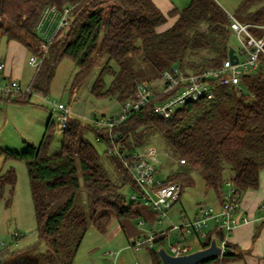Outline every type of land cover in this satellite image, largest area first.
<instances>
[{"label": "trees", "instance_id": "1", "mask_svg": "<svg viewBox=\"0 0 264 264\" xmlns=\"http://www.w3.org/2000/svg\"><path fill=\"white\" fill-rule=\"evenodd\" d=\"M71 7L68 23L62 27L41 66L37 69L32 91L48 93L56 69L64 58L78 66L75 82L84 78L95 63L96 54L106 55L92 87L97 97L115 95L123 102L136 93L142 80L159 79L174 64L199 72L217 67L228 57L230 15L217 0H191L182 9L165 14L153 0H0V38L16 40L31 54L40 51L36 27L46 7ZM168 15H178L168 29L157 27ZM242 22L264 23V0H239L233 14ZM112 78L107 86L105 75ZM244 90L232 86H216L213 98L192 100L176 110L169 119L154 108L159 95L132 114L115 131L128 150L148 145L150 131L157 132L171 154L178 159L167 180L193 183L192 172L200 170L208 188L220 198L227 180H232L240 195L260 185L264 169V72L243 77ZM32 93L14 92L0 96V102L15 98L29 103ZM55 125L49 119L39 145L25 142L22 150L0 148L5 159L26 161L33 199L39 241L44 252H35L37 244L9 251L0 250V264H73L90 222L103 233L114 218L135 219L144 215L140 201L127 202L122 188L138 186L120 159L107 152L111 143L81 119L70 117L63 131L62 149L50 150ZM83 130L102 135L105 154L111 160L122 184L113 181L101 163L102 156L89 140L82 139ZM181 159L184 161L182 162ZM17 183L14 167L0 169V201L10 206ZM257 234H254V238ZM213 237L223 238L221 230H213L199 244L205 247ZM155 243L164 244L165 235ZM230 252L199 264H224L243 257L237 245L227 241ZM200 247V248H201ZM151 264H161L155 249Z\"/></svg>", "mask_w": 264, "mask_h": 264}, {"label": "rangeland", "instance_id": "2", "mask_svg": "<svg viewBox=\"0 0 264 264\" xmlns=\"http://www.w3.org/2000/svg\"><path fill=\"white\" fill-rule=\"evenodd\" d=\"M232 15L239 3V0H217ZM7 38H0V55L4 54L7 47ZM229 44L239 47L236 36L231 35ZM40 53V51L38 52ZM107 56L96 54L95 63L89 73L75 82L78 69L77 64L70 58H64L58 65L55 76L48 93H36L33 91L29 103L16 102L15 98L0 103V148H11L22 150L25 141L39 145L41 142L46 123L50 117L55 125L52 135L50 150L53 153L62 149L63 131L58 128V119L54 110L55 101L67 105L71 110V117L80 118L83 124H89L94 114H110L120 106V101L115 95L97 97L92 93V87L101 71ZM29 56L25 63L24 80L20 81L21 87L26 90L31 87L35 77L37 67L28 63ZM107 86L111 83L109 74L104 77ZM148 81L157 85L158 79ZM2 80L0 83H4ZM81 114V115H80ZM82 139L91 141L100 152L101 163L108 176L118 184H122L120 175L116 172L111 160L106 156V146L95 139L92 130H83L80 134ZM147 146L157 149L155 157L158 166L163 172L168 171L172 166H177L176 159L170 152L162 137L154 130L150 131ZM144 147V148H145ZM14 167L17 172V183L10 206H6L5 198L8 195L6 190L5 198L0 201V250L4 249L3 243L8 246L9 251H17L37 244L35 252H44L47 245L44 241H39L37 232V222L34 210L33 199L30 191V182L27 172L26 161L23 159H5L0 155V169L5 170ZM171 168V169H172ZM161 172V171H160ZM193 183L183 184L182 194L175 204V209L169 210V217L172 222L180 223L179 216L172 212L184 211L187 217H195L199 206H211L209 199L215 194L207 187L200 170L192 172ZM127 202L131 201V195L135 190L128 184L122 188ZM172 224L169 220H163L161 225L156 227L168 228ZM150 225L147 223L143 227H138V219H123L118 221L114 218L106 233L100 232L93 222H90L86 236L84 237L73 264H151L152 251L148 248L136 249L130 246L133 236H137L139 231H148ZM143 228V229H142ZM142 229V230H141ZM19 235L14 236L15 233ZM172 239H180L177 232L171 233ZM205 241V239H202ZM184 242L193 246L198 243L194 234H187ZM165 246L168 248V242ZM196 246V245H195ZM199 248V247H198ZM195 248V249H198ZM156 250V249H155ZM116 253L114 258L109 257V253Z\"/></svg>", "mask_w": 264, "mask_h": 264}, {"label": "built area", "instance_id": "3", "mask_svg": "<svg viewBox=\"0 0 264 264\" xmlns=\"http://www.w3.org/2000/svg\"><path fill=\"white\" fill-rule=\"evenodd\" d=\"M71 7L62 9L56 6H48L36 27L40 37V53L30 55L29 63L32 66H41L51 43L58 31L67 25ZM230 29L232 35L239 41V47L234 48L237 61L228 57L217 67L206 68L199 72L182 69L178 64L166 68L157 85L148 80L139 81L136 85V93L120 103V106L110 114H94L90 119V125L101 134H105L111 143L107 146V152L121 160L128 169L130 175L138 186V191L131 195V200L140 201L157 214L159 220L169 217V210L179 200L182 193V185L174 180L160 175L159 166L155 160L158 152L156 147L147 146L128 150L120 139L121 134L115 129L132 114L138 112L144 105L157 98L159 95L169 93L163 99L154 103L155 111L166 119L173 116L178 108L189 101L203 97L213 98L216 86H232L238 92L244 90L243 77L251 72H264V23L242 22L230 14ZM231 46V45H230ZM6 63L0 59V96L7 97L14 92L33 93L31 87L23 91L20 81L6 77L4 69ZM54 110L57 112L58 128L61 131L67 127L71 117L70 108L64 103L55 101ZM98 142L105 143L102 135L95 136ZM183 162L184 160L181 159ZM226 190L222 193L221 206L202 207L193 218L180 216V223L171 222V226L165 230H151L146 235L136 237L130 246L132 248L156 249L158 245L155 238L165 235L168 248L165 249L173 255L189 253L192 248L184 242L187 234H194L198 242L207 239L213 230H221L223 238L217 240L221 246H225L228 235L239 222V207L241 195L232 180L225 183ZM177 232L180 239H172L171 233ZM19 235L15 233L14 236ZM5 245V243H3ZM116 253L111 251L109 256L114 258Z\"/></svg>", "mask_w": 264, "mask_h": 264}, {"label": "crops", "instance_id": "4", "mask_svg": "<svg viewBox=\"0 0 264 264\" xmlns=\"http://www.w3.org/2000/svg\"><path fill=\"white\" fill-rule=\"evenodd\" d=\"M153 1L165 14H168L173 9H182L191 2V0H153ZM223 7L225 8V6ZM177 18L178 15H172V16L168 15L167 21L159 25L157 27V31L161 32L168 29L175 23ZM7 42L8 43L4 54L0 55V59H2L6 63L4 74L6 77L15 78L18 79L19 81H22L24 80L25 77L24 75L25 63L27 61V57L29 56L30 58L31 53L23 44H21L16 40H7ZM48 119H50V117ZM159 169L161 171L160 175L164 178L165 177L167 178L170 169L165 172H163L160 167ZM225 190H226V186H224L222 192H224ZM214 194L215 195L211 199H209V202L211 206H214L215 208H219L221 206L222 200L220 196H218L215 192ZM175 204L173 205L172 210L175 209ZM142 205L144 204L142 203ZM144 206H145V208L143 209L144 215L137 218L138 227L141 228L148 223L150 225L148 227L149 230L143 231L142 228L141 229L142 231H139L137 236H133L132 238L133 240L140 235L148 234L151 230H158V231L165 230V228L156 227L157 225H161L162 221L165 219L159 220V217L157 216L156 213H154L148 206L146 205ZM203 206H204L203 204L199 206L195 215L200 212V209ZM172 213L175 216L178 215L179 218L181 215L187 216V214L181 210L179 211L176 210ZM238 214H239V222L235 226L234 230L228 235V242L233 243L237 245L240 249H242V251L244 252L243 257L238 260L228 261L224 264H264V169L260 174L259 187L256 189H249L242 194ZM166 220L172 222L170 217L166 218ZM254 234H257L255 238H254ZM165 243H166V237H165ZM199 243L200 242L194 243L193 246L189 244V246L192 248V250H195V248L201 247ZM160 246H163V244H158V247Z\"/></svg>", "mask_w": 264, "mask_h": 264}, {"label": "water", "instance_id": "5", "mask_svg": "<svg viewBox=\"0 0 264 264\" xmlns=\"http://www.w3.org/2000/svg\"><path fill=\"white\" fill-rule=\"evenodd\" d=\"M228 55L231 60L234 62L237 61L234 47H229ZM156 252L161 260V264H199L205 260L220 257L229 253L230 248L227 246H221L217 239L213 237L209 245L192 250L189 253L173 255L169 253L164 246L158 247Z\"/></svg>", "mask_w": 264, "mask_h": 264}]
</instances>
